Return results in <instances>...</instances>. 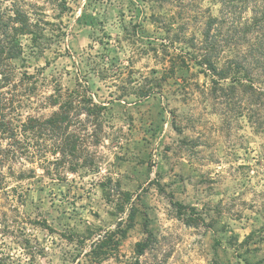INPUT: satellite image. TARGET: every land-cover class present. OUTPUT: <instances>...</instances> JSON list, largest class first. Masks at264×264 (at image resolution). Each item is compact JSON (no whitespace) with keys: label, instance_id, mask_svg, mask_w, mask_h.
<instances>
[{"label":"rangeland","instance_id":"374dc122","mask_svg":"<svg viewBox=\"0 0 264 264\" xmlns=\"http://www.w3.org/2000/svg\"><path fill=\"white\" fill-rule=\"evenodd\" d=\"M12 1L33 35L8 65L0 120L47 119L71 91L102 110L77 113L65 161L49 134L18 149L0 131V264H264V97L212 93L190 45L220 6Z\"/></svg>","mask_w":264,"mask_h":264},{"label":"trees","instance_id":"16d2710c","mask_svg":"<svg viewBox=\"0 0 264 264\" xmlns=\"http://www.w3.org/2000/svg\"><path fill=\"white\" fill-rule=\"evenodd\" d=\"M218 4V17L211 15L205 18L204 28L200 40H191L190 45L198 53L197 64L210 76L213 85L212 93L227 95L239 90L243 95L253 98L255 104H260L264 92L259 83L264 78V0H210ZM248 14L247 17L245 15ZM31 22L28 13L16 2L10 1L9 7L0 5V88L7 81L8 65L22 54L19 37L32 36ZM196 42V43H195ZM194 44V45H193ZM244 46L246 51L234 57H224L226 49ZM175 73V63L167 70V74ZM161 82L167 80L159 79ZM229 80L230 87L221 86L222 81ZM159 84V85H158ZM160 83L149 87L139 88L134 95L138 98H147ZM239 103L242 98L237 97ZM58 104L54 100L52 105L58 109L47 119L28 117L18 127L13 128L0 120V131L6 135L10 147L14 144L18 149L24 148V141L29 136L40 139L44 135L55 137L53 155L60 154L62 160L73 157L76 152L75 135L69 132L73 121H76L78 112L89 117L93 111L102 110L94 105L91 99L71 91ZM264 105V103H263ZM80 114V115H81ZM36 138V139H37ZM77 141V140H76ZM26 150V149H25ZM55 159L54 165L62 163ZM178 211L182 206L174 203ZM147 244L137 245L138 254H143Z\"/></svg>","mask_w":264,"mask_h":264}]
</instances>
